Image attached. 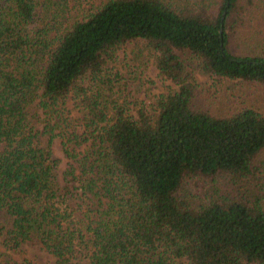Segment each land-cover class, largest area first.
Here are the masks:
<instances>
[{
	"label": "trees",
	"instance_id": "obj_1",
	"mask_svg": "<svg viewBox=\"0 0 264 264\" xmlns=\"http://www.w3.org/2000/svg\"><path fill=\"white\" fill-rule=\"evenodd\" d=\"M69 3L0 0V264H39L28 246L51 264H264V115L224 84L264 86V28L240 32L264 0H104L79 17ZM136 38L174 89L128 112L100 88L112 87L110 52ZM70 92L85 130L65 137L88 146L59 187L58 159L36 144L29 111L66 126ZM216 99L229 108L209 110ZM217 175L254 191L191 208L182 180ZM74 192L93 203L80 225L65 204Z\"/></svg>",
	"mask_w": 264,
	"mask_h": 264
},
{
	"label": "rangeland",
	"instance_id": "obj_2",
	"mask_svg": "<svg viewBox=\"0 0 264 264\" xmlns=\"http://www.w3.org/2000/svg\"><path fill=\"white\" fill-rule=\"evenodd\" d=\"M69 1L70 15L79 17L104 0ZM184 1L185 3L191 4L198 3L201 0H172V2L176 4H182ZM67 20H69V18ZM244 20L240 32L241 34L249 32L246 33V37L252 34L250 31L264 28V11L253 10L248 13V16L245 17ZM155 57L156 52L147 46L145 40L140 38L125 41L117 45L112 53L110 52L105 65L107 68L105 69V74L107 78L110 79L112 87L110 90L100 88L103 101L106 102L107 105H110L112 99H115L118 103L125 102L124 105L127 107L126 110L128 112L135 111L139 103H142L147 110H150L158 95L166 94L168 91L174 89V85L160 74L156 66ZM196 78L199 86L204 84L206 88L204 76L197 74ZM83 84L85 89L88 88L96 91V84L100 83L85 78ZM224 84L230 86L233 90L234 95L232 96H235V98L232 99V102L238 101L239 98H241L243 103L246 105L251 104L250 106L252 107H257L264 115V86L255 83L245 84L244 86V84H240L239 82L236 83V81H228V83ZM205 99H208L207 95L204 96L201 102V105L204 107L208 104ZM228 105L230 104L225 103L224 99L221 101L216 99L215 102L207 108L213 112H215L216 109H220L219 112H221L225 111V108H229ZM81 108L80 103L73 98V92H70L68 97L64 100L62 107V116L67 120L65 121L67 124L66 126L63 123H57V125H55L53 120L46 117L39 108L37 110L34 109V111H29L31 114H33V112L36 114L29 117V126H31L32 131L36 134V144L41 148L49 149L52 156L58 159L57 168L54 172L59 187H62L66 182L63 171L67 168V165L71 163L72 166L77 167L78 163L82 162V157L86 154L88 142L74 145L72 142H69L68 139L66 140L65 137L70 130H74L77 134L84 132L85 120ZM50 137L51 141L48 143ZM62 142L65 143V145H63L71 152L72 157H66ZM261 159L264 163V150L261 153ZM88 162L89 160H86V163ZM76 174H79V171L76 170ZM89 176L88 173L83 176V178ZM247 184L245 185L249 187L248 190L254 191V188H251ZM245 185L244 183L235 184L231 182L228 177L220 175L210 178H184L180 185L179 192L185 197L191 208H196L199 204L205 203L212 198L215 199L220 196L232 198L239 196V193L244 190ZM72 194V196L67 197L65 200V204L68 207L67 210L72 212L69 220H72L76 225H80L84 219L83 214L93 203L88 199L80 197L75 192ZM26 254L30 259L39 264H51V259L34 246L26 247ZM4 256V251L0 248V263L4 259ZM12 258H16V256L12 255Z\"/></svg>",
	"mask_w": 264,
	"mask_h": 264
}]
</instances>
